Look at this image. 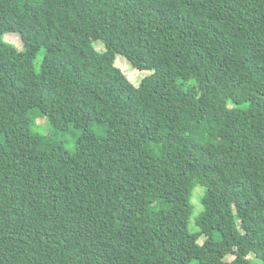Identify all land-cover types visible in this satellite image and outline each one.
Listing matches in <instances>:
<instances>
[{
	"label": "trees",
	"instance_id": "trees-1",
	"mask_svg": "<svg viewBox=\"0 0 264 264\" xmlns=\"http://www.w3.org/2000/svg\"><path fill=\"white\" fill-rule=\"evenodd\" d=\"M0 264H264V0H0Z\"/></svg>",
	"mask_w": 264,
	"mask_h": 264
},
{
	"label": "rangeland",
	"instance_id": "rangeland-1",
	"mask_svg": "<svg viewBox=\"0 0 264 264\" xmlns=\"http://www.w3.org/2000/svg\"><path fill=\"white\" fill-rule=\"evenodd\" d=\"M4 39L10 41L11 43H13L18 48L22 47L20 36L17 33H9V34L5 35ZM101 45H102V43H100V42L95 43V47L96 48L98 47V49L102 48ZM114 62H115V65L118 66V68L127 76V78L134 85L138 84V82L141 80V78H143L144 76H146L147 74L150 73L149 70H144V69L140 70V69L133 68L131 66V64L122 55H119V54H117L115 56ZM36 129L38 131L45 133V134H48L51 132V128H50L48 122L46 121L45 117H41V118H38L36 120ZM59 133H60L61 138L67 140L66 147L68 149L71 148L72 144H73L74 137H75V133L70 132V131L69 132L60 131ZM77 134L78 133H76V135ZM161 182H162L161 179H159V178L156 179L153 186H152V189L153 190L158 189L161 185ZM202 192H203V190L201 188H196L194 190V193L192 196L191 203L193 204L194 209H193L192 216H191L189 223H188V228L191 231L195 229V226L193 224V218L197 214V212L201 209L200 197L202 195ZM203 239H204V237H201L199 239V241L202 242Z\"/></svg>",
	"mask_w": 264,
	"mask_h": 264
}]
</instances>
